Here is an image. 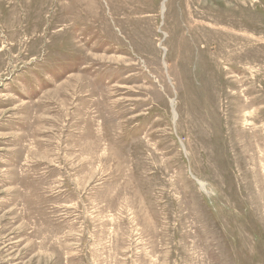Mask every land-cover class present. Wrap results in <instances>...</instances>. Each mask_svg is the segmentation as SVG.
<instances>
[{
    "label": "rangeland",
    "instance_id": "1",
    "mask_svg": "<svg viewBox=\"0 0 264 264\" xmlns=\"http://www.w3.org/2000/svg\"><path fill=\"white\" fill-rule=\"evenodd\" d=\"M229 1L0 0V264H264V11L233 61Z\"/></svg>",
    "mask_w": 264,
    "mask_h": 264
},
{
    "label": "bare ground",
    "instance_id": "2",
    "mask_svg": "<svg viewBox=\"0 0 264 264\" xmlns=\"http://www.w3.org/2000/svg\"><path fill=\"white\" fill-rule=\"evenodd\" d=\"M229 2L231 4L230 6H228L229 7L228 17L225 20L221 18L220 19L216 18V19L219 20L220 22H225L229 24L235 29V32H232V35L230 37V44L232 43L230 46L232 48V53H233L232 60L236 61L240 58H245L247 56V52H248L247 32L249 30L248 26L250 25V24L248 25L247 23L248 13L252 8L255 12H257V14L259 13L258 10L260 11V9L264 11V8L261 7L264 6V1L257 0L256 2H252L251 0H230ZM193 4L195 3L193 2ZM251 4L253 5L251 6ZM198 15H199L198 12H193L194 17H198ZM202 18L204 17L202 16ZM239 45H242L244 51L243 49H239L238 47ZM76 47H78V45ZM81 61L82 60L78 62L80 65H81Z\"/></svg>",
    "mask_w": 264,
    "mask_h": 264
}]
</instances>
